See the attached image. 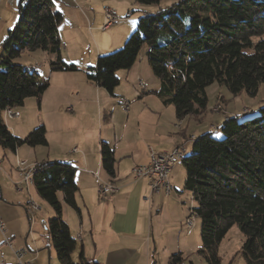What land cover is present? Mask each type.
<instances>
[{
	"label": "trees",
	"instance_id": "trees-1",
	"mask_svg": "<svg viewBox=\"0 0 264 264\" xmlns=\"http://www.w3.org/2000/svg\"><path fill=\"white\" fill-rule=\"evenodd\" d=\"M154 1V0H141ZM54 0H18L19 24L9 29L0 59V146L14 153L23 145L47 146L45 125L25 137L6 125V108L19 107L29 97L40 103L50 85L37 71L14 58L25 51L43 49L56 56L52 70L75 71L78 65L62 56L61 11ZM144 46L151 70L161 83L156 93L165 105H174L181 121L199 115L208 106L207 87L215 82L233 93L255 96L264 84V0H179L167 9L145 12L123 47L100 55L85 69L88 79L113 90L117 72L131 68ZM249 113V112H247ZM226 116L222 138L213 131L194 139L191 152L181 161L184 188L191 192L192 212L201 220V247L207 264H221L219 246L233 226L244 235L241 251L247 264H264V108L253 118ZM102 164L115 177V156L104 143ZM179 163V162H178ZM76 168L66 161L46 160L35 167L33 183L55 216L47 221L61 264H98L84 253L73 259L77 238L63 217L64 202L78 213ZM169 264H186L182 252L170 255Z\"/></svg>",
	"mask_w": 264,
	"mask_h": 264
},
{
	"label": "rangeland",
	"instance_id": "rangeland-1",
	"mask_svg": "<svg viewBox=\"0 0 264 264\" xmlns=\"http://www.w3.org/2000/svg\"><path fill=\"white\" fill-rule=\"evenodd\" d=\"M54 1V9L61 11L64 15V20L59 27L63 56L66 58V60L70 61V56H68L66 50V44H68L70 53L74 61H76L77 63H83L84 61L87 65H93L95 62L97 63V59L100 55L109 54L123 47L129 36L135 31L138 19L142 17L145 12L155 13L157 11L167 9L174 3H177L179 0H154L149 2L141 0ZM108 9H110L117 18L116 25H114V27L107 31L105 35H101L99 29L100 27L97 24V19L101 14L106 19V11ZM15 14L17 18L9 27V29L12 30H14L15 27L19 24V20L21 17L18 8L15 10ZM95 16H97L96 20H94ZM7 33L8 31L5 32V30L0 31V59L3 55V46ZM147 49V46L143 47L138 59V62L143 59V66L140 67L142 73L140 75V78H138L139 76H131L128 79H125V75H127L128 71H125L126 69L119 70L122 83L121 85H118L119 87L117 86L119 91H121L120 96L116 98L117 102L119 101L120 97L124 96L126 100L133 101L134 106L135 104H137L138 109L144 106L143 104L146 103L147 99L142 100L138 98L142 92L138 90L136 86L137 82H139V84L142 83L139 79L143 80V83L148 86V88L149 85L150 87H154V89L159 88V78L156 77L152 72L150 64L148 62L147 54H145L147 52ZM54 57L56 58V56ZM49 58L50 55L47 51L43 49H37L34 51H25L18 57H15L13 60V63H22L25 67L29 68L30 71H37L42 79L48 80L49 82L51 80V85L43 96L44 98L42 100V108H39L38 101L35 97L27 98L23 105L16 108L21 112L23 118H26L29 122H33V124L31 125L38 126L37 124L42 117L48 119V121H51L55 118V115H57V112L50 111V107H52L53 105V101L55 99L58 88L61 87L60 81L63 79V76H72L73 79L71 80V82L69 84L66 83L68 89L70 90H72L73 87L75 89L79 88L81 84L86 83L84 77L77 76V74L81 73H76L74 71H58L61 73H56L59 75L54 76L62 77H54L52 79L53 75H49V71L51 68L50 63L52 60L49 61ZM206 91L209 102L205 112L202 114V118H204L202 123L197 125V123L193 121L195 120V117L190 116V118L192 119V121H190V124H193L190 130H196L198 131V133H201L205 129H210V131H213V135L216 138H222V124H218L224 116V112L221 110H226V116L242 114L245 115L243 118L250 119L255 116H259L261 114V109L264 108V84L260 86L258 93L255 96H250L245 90L241 91L238 94H233L226 87V85L219 84L218 82L209 85ZM74 93L76 96V90L71 91V94ZM85 94L86 98L89 99V101L87 102L88 105L96 106L97 100H99L101 103L103 101L97 97V92H95V90H92L90 87H86V91H83V96ZM150 98H153V100H156V102H158V99L155 95ZM117 105L120 107V111L116 112L115 115H120L119 119L122 120V115H126V113L121 106L122 104ZM134 106L132 113L134 112ZM174 108L175 107L173 106L169 110H174ZM146 113L152 116L148 111H146ZM110 114L111 113L109 109L108 112L105 114L103 113L102 116H99L96 111L95 113L88 114L86 118V122H88V131L90 128L92 131H95V126L99 125L100 122L106 123V121L111 117ZM167 114L168 113H166L165 115ZM150 118L155 117L152 116ZM78 119L77 123L73 125H67L69 127H73V129L70 130V132H68L65 137L66 143L64 151L67 155L76 154L74 151V149L76 148V144L74 143H76L75 141L78 138H81L83 133L86 132L85 124H83L82 128V126H80V123L78 124ZM8 121L10 124L13 123L10 119H8L7 122ZM178 122L179 119L174 123L176 124ZM217 125L219 127H217ZM36 126H34L33 128H29L30 130H26L27 132L25 133L23 132L24 137ZM202 133L204 134L205 132ZM88 135L90 136L91 132L88 133ZM187 147H189V149L191 150L190 144ZM38 148H40L44 152L43 154H40L43 155L40 156V158H36L39 156V154L35 153L36 149L34 150L27 145H24L23 147V150L26 151H22V153L18 152V154L10 150H5L0 146V187L3 193V198H0V207H4L2 203H10L6 205L8 206L6 208L8 214L11 217H14L16 219V223H18L16 240L19 244H24V248L20 249L17 246V242L15 240H12L11 243H13L15 246L13 250H17L15 251L16 257L17 253L21 250H24L25 253H27V251H29V249H27L28 245H31V247H33L34 245L33 249L38 248V243L41 245L40 248L42 250L48 251L46 245L47 233L45 230L44 221H48L49 218L54 217L55 211L47 201L42 199L37 194L35 186L32 182H29L30 184H26L25 178L21 176V172L17 164L18 160L26 161V166H28L27 170L31 168V164L38 165V163L40 162L34 161L36 159L39 161L46 157V153L48 150L46 149V147L42 146ZM30 149L34 150V152L30 151ZM81 151L83 150L80 149V152ZM25 154H27V156H31V160H24L23 156H25ZM20 157H22V159H20ZM100 176L103 180L107 181V183H110V185L115 189L116 192L118 191V188L112 185L110 181H108L107 176L103 171H101ZM77 177L81 183V190L78 192L80 200L82 198V194L86 193V191L90 193L92 192L93 186L98 193V187L96 185H93V181L90 178L85 177V175L82 176L80 171L77 172ZM185 177V169L180 161L179 164L175 166L169 174V180L174 187L172 192L167 193L166 190L163 189L160 193L158 192L152 195L150 192H148L147 195H149H146V197L148 198L147 200H149V202H147V222H152V229L154 233L153 236H150L148 241L147 239H144V242H142L141 244L142 252L146 253V244L151 242L149 246L152 264H168L170 255L178 251L183 252V257L185 258L186 264H207V261L198 253V250L201 247V220L192 212V206L194 205V202L192 201L191 192L187 191L184 188ZM20 186L21 189H19ZM100 198L104 199L101 196ZM151 198L152 201H150ZM24 199L27 204L30 200L35 202L37 208L39 207L36 213L31 214L29 212L27 204L22 202L24 201ZM80 200L79 202L81 205L83 201ZM63 204L64 216L69 220L71 231L77 238V235L81 230V221L79 214L75 209L67 205L65 202H63ZM119 204H125V202H120ZM131 205L132 207L130 214L137 213L140 206L138 204L133 205L132 203ZM82 208L83 218L86 223L88 219V210L84 206H82ZM119 213L123 214L124 211H120ZM188 218H193L195 220V227L191 229L190 232L188 231ZM85 230L86 231L81 232H86L87 234V229L85 228ZM7 237L9 238V236ZM243 241L244 235L241 233L238 226H233L219 246L221 264H247L245 257L241 251ZM11 243L9 242L8 244L6 237L3 238V244L0 245V264L3 261L1 252L2 249L8 248V250L12 251V248H10V246L12 247ZM51 246L55 255V248L53 244ZM81 246L82 243L80 242V240H78L76 243V250L73 255L77 261H80L81 259ZM87 248V251L85 249V253L87 252V257H94V249L92 248V246L87 245ZM25 257L26 255L23 257V261L28 259ZM55 258H57L56 255ZM16 262H18L17 258Z\"/></svg>",
	"mask_w": 264,
	"mask_h": 264
},
{
	"label": "crops",
	"instance_id": "crops-1",
	"mask_svg": "<svg viewBox=\"0 0 264 264\" xmlns=\"http://www.w3.org/2000/svg\"><path fill=\"white\" fill-rule=\"evenodd\" d=\"M17 1L18 0H0V31L5 30V32H7L9 30L10 25H12L15 19L17 18L15 14V10L17 9L16 8ZM96 18L97 16H95L94 20H96ZM104 22H105V18L101 14L100 16H98L97 19V24L100 27L99 29L101 35H105L107 31H109L112 27H114V25H116L115 22L113 25L103 30L102 27L104 25ZM66 50L68 56H70V61L77 64L79 67L78 70H75L74 72L81 73V74H77V76L84 77L86 83L81 84L79 88L75 89L73 87L72 90H70L68 89L67 84H69L73 78L71 75L63 76V79L60 81L61 87L58 88V91L55 95V99L53 101V105L52 107H50L51 108L50 111L57 112V115H55V118L52 119L51 121H48V119L42 117L37 124V125L40 124L45 125L47 130L48 145L42 146L48 149L46 153V157H44L42 160L39 161L36 159L34 162H42L46 160H59V161H66L72 163L76 168L75 180L78 184L79 191L81 190L80 188L81 183L77 177L78 171H80L82 176L85 175V177L90 178L93 181V185L96 186L97 183L95 181V176H99L101 178L100 173L101 171H103L106 174L108 181H110L112 185L118 188V191L112 194L107 199H101L100 198L101 195L99 194V192L98 193L96 192L94 186L92 187L91 193L86 191V193L82 194L81 200L79 199L78 196L79 191L77 192L76 194L77 202L79 207L81 208V212L78 213L81 221L80 224L81 230L80 233H78V235L81 234V238H78L77 235V241L80 240V242L82 243L81 255L83 252L85 258L88 261L90 262L95 261L98 264H152L150 257L151 254L150 246H149L151 242L146 244L147 245L146 253L142 252V244H141L142 242H144V239H147L148 241L150 236H153L154 233L152 229L153 226L152 222L151 223L149 221L147 222L146 213L148 212L147 202H149V200L146 199V195L148 192H150L152 195L158 192L160 193L162 192L163 189H161L158 192H153L150 188L151 186L148 177L136 178L133 174V170L136 166L149 164L151 160L152 152L164 153L182 144H185L186 146L190 144L192 150V146L194 143L193 139L202 135L203 134L202 132L205 133L210 132V129H205L201 133H198V131L196 130L195 131L190 130L191 126L193 125L190 124L191 123L190 121H192L190 116L195 117V120L193 121L198 125L202 123L204 119L202 118L203 117L202 114L205 111L199 115H189L183 118L181 121L179 120V122L175 124L174 122L178 120L176 109L174 108V110H169L174 105L173 106L172 104L165 105L162 102L159 95L156 93L161 89V83H159V88L154 89V87H150V85L149 88L146 85L142 87L139 85V82H137L136 86L138 90L142 92L138 98L142 100L147 99L146 103L143 104L144 106L138 109V105L135 104L134 106L133 105L134 102L129 100L131 107L127 111L124 109L123 104L120 101V98L118 101L119 103L116 101V98L119 97L121 94V91H119L118 89L119 86L116 87L113 90V92H110L105 87L88 79L85 69H87L90 66H95L96 62L93 65L91 64L87 65L84 61L83 63H77L72 58L68 44H66ZM48 54L50 55L49 61L54 60L55 57L49 52ZM62 56H63V52H62ZM63 59L66 60L64 56ZM137 62L131 68L125 70L128 71L127 75H125V79H128L131 76L132 77L139 76L138 78H140V75L142 74L140 67L143 66V59L140 60L138 63ZM58 71H65V70H52L50 68L49 75H53L52 79L54 77L57 78L62 77V76H54V75H59L56 73H61ZM117 75L120 79L119 85H121L122 80L120 78L119 71L117 72ZM49 87L47 88V90L49 89ZM86 87H90L92 90H95V92H97L96 94L97 97L103 100L102 103L99 100H97L96 106L88 105L87 102L89 101V99L86 98V94L83 96V91L84 90L86 91ZM73 90H76V94H77L76 96L75 93L71 94V91ZM46 91L43 93L40 103L38 99L35 97L38 101L39 108H42V102H43L42 100L44 98L43 96L45 95ZM151 95L152 96L155 95L158 99L157 100L158 102H156V100H153V98H150L152 97ZM117 104H122L121 106L124 112L126 113V115H122L123 117L122 120L119 119L120 115H115L116 112L120 111V107ZM132 105L134 106L133 113H132L133 111ZM108 109L111 113L110 114L111 117L106 121V123L100 122L99 125L95 126V131H92L91 128L88 131V122H86V118L88 114L95 113L96 111L99 114V116L100 115L102 116L103 113L105 114L108 112ZM146 111L151 113V115L155 118H150L152 116L146 113ZM221 111L224 112V116L222 117V119L218 124H222L226 117L225 115L226 110H221ZM166 113L168 114L165 115ZM3 118L6 125L11 131L15 135L18 136L21 135L22 137H24L23 132L25 133L27 132L26 130H30L29 128H33L34 126H36V125H31L33 124V122H29L26 118H23L21 112L19 116L13 118H7V119H5L3 113ZM8 119L12 120L13 123L10 124L9 121L7 122ZM77 119L79 121L78 124L80 123V126H82V128H83V124H85L86 132L83 133L81 138H78L75 141L76 143H74L76 144V148H75L76 154L67 155L66 152L64 151L65 143H66L65 137L66 134L73 129V127H69L67 125L68 124L73 125L77 123ZM217 127L219 126L217 125ZM90 132L91 135L89 136L88 133ZM104 143H108L114 151L115 173H116L115 177L109 176L102 164L101 149ZM23 147L24 145L19 147L17 149L16 154H18V152L22 153V151L23 152L26 151L23 150ZM38 147L40 146L31 147L34 150L36 149L35 153L39 154V156L36 158H40V156H43L40 154L44 153L43 150H41ZM80 149L83 151L80 152ZM34 150L30 149V151L32 152H34ZM191 150L189 149V147H187L188 154L191 152ZM31 158L32 157L27 156V154L23 156L24 160L25 159L31 160ZM20 159H22V157H20ZM178 164L179 163H177L176 166ZM0 198L1 199L3 198L1 187H0ZM79 200L83 201L81 205ZM150 201H152V198ZM22 202L27 204V202H25V199ZM120 202H125V204H119ZM8 203L7 202L2 203L4 207H0V219L5 224V233H3L0 230V245L3 244V238L5 237L10 240V243L12 242V240H15L17 242L16 236H17L18 223H16V219L14 217H11L8 214L6 208L8 207L6 206ZM131 203L133 205L138 204L140 206L137 213L130 214L132 207ZM82 206H84L88 210V219L86 223L83 218ZM120 211H124V213L120 214L119 213ZM63 217L70 226L69 220L64 216V212H63ZM44 224L47 233L46 245L48 251L42 250L40 248L41 245L39 243H38V248L36 249H33L34 245L33 247H31V245L30 246L28 245L27 249H29V251H27V253L24 254V256L26 255L25 258L28 259H26L25 261L29 259L31 260L34 259L35 264H60L59 259L55 258V255L57 257V253L54 255V252L52 250L51 245L53 244V242L47 229V225H46L47 221H44ZM85 228L87 229V234L86 232L84 233L81 232V231H86ZM73 235L75 236V234ZM7 236H9V238ZM11 244L12 247L10 246V248H12V251L8 250V248L2 249L1 252H2L3 261L1 262V264L17 263L16 262L17 257L15 255V251L17 250L16 249L13 250L15 246L13 243ZM87 245H91L92 248L94 249V253H93L94 257L92 258H88L86 255L87 252L85 253V249L86 251L88 249ZM17 246L20 249L24 248L23 243L19 244L17 242ZM75 250L73 252V255L75 253ZM178 252H182V251H178ZM73 259L76 262H79L74 258V256Z\"/></svg>",
	"mask_w": 264,
	"mask_h": 264
},
{
	"label": "built area",
	"instance_id": "built-area-1",
	"mask_svg": "<svg viewBox=\"0 0 264 264\" xmlns=\"http://www.w3.org/2000/svg\"><path fill=\"white\" fill-rule=\"evenodd\" d=\"M116 20L117 18L115 17L113 12L110 9H108L106 11V19L102 29L103 30L107 29L108 27L113 25L116 22ZM140 82H142V80H140ZM120 101L123 104L124 109L128 111L131 107L130 102L126 100L124 96L120 97ZM19 115H20V111L16 110V108L14 107H9L8 114H4L5 119L17 117ZM184 148H187V146L179 145L178 147H174L170 151L164 153L152 152L151 160L149 164L136 166L133 170L134 176L136 178L148 177L151 190L153 192H158L161 189H165L167 193L171 192L174 187L169 180V174L171 170L176 166V157L178 156L179 153L183 152ZM74 151H76V149H74ZM21 161L23 160H18L17 163L19 170H20ZM35 167H37V164L34 165L31 164V168H35ZM30 169H28V171H20L21 176L25 178L26 184L28 180V172ZM95 181L97 183L98 192L104 199H107L108 197H110L112 194L115 193L113 192V188H108L105 186L104 180H102L99 176H95ZM19 189H21V186ZM146 199L148 198L146 197ZM27 206L31 214L36 213V211L38 210L37 206L35 205V202L32 200L28 201ZM191 223H192L191 218H188V231L190 229ZM0 230L3 233H5V224L1 219H0ZM78 238H81V234L78 235ZM7 242L9 244L10 240L7 239ZM24 254H25L24 250H21L20 252L17 253L18 262L16 264H35L34 259L23 261L22 258Z\"/></svg>",
	"mask_w": 264,
	"mask_h": 264
},
{
	"label": "bare ground",
	"instance_id": "bare-ground-1",
	"mask_svg": "<svg viewBox=\"0 0 264 264\" xmlns=\"http://www.w3.org/2000/svg\"><path fill=\"white\" fill-rule=\"evenodd\" d=\"M140 86L144 87V84L143 83H140L139 84ZM8 111H9V108H6V111L5 113L8 114ZM182 145H185V144H182ZM179 146V145H178ZM176 146V147H178ZM187 153V148H184L183 152L182 153H179L178 156L176 157V164L180 161L183 160L184 156L186 155ZM27 162L26 161H21L20 162V171H28L27 170ZM34 174H35V168H31L28 172V180H27V183L29 182H32L33 183V177H34ZM30 184V183H29ZM104 184L106 187L108 188H113L110 183H107L104 181ZM113 192H116L115 189L113 188ZM36 205V204H35ZM39 208V207H38ZM192 220V223H191V226H190V229H189V232L191 231V229H193L195 227V220L193 218H191Z\"/></svg>",
	"mask_w": 264,
	"mask_h": 264
}]
</instances>
